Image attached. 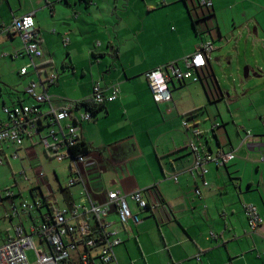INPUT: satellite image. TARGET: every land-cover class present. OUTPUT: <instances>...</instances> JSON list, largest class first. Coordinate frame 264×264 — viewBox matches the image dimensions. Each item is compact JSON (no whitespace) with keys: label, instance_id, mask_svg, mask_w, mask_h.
Wrapping results in <instances>:
<instances>
[{"label":"crops","instance_id":"obj_1","mask_svg":"<svg viewBox=\"0 0 264 264\" xmlns=\"http://www.w3.org/2000/svg\"><path fill=\"white\" fill-rule=\"evenodd\" d=\"M93 2L94 0L90 3L86 0H0V39L3 38L4 44H15L13 42L20 36L10 34L7 29L14 19L33 14L43 54L50 56V59L39 65L53 64L52 58L57 49L64 47L70 61L64 63L65 68L76 74V54H94L100 67L98 73H91L92 79L86 95L73 99L74 101L66 100L65 103H57L51 97L56 108L88 98L96 83H100L107 94L111 93L112 85L118 84V98L106 103L95 114L94 119L84 122L81 128L82 141L90 149L82 171L86 186L95 200L103 203L109 191L129 195L135 190H144L149 204L147 210L141 211L130 201L132 211L142 221L137 226L132 224L131 229L121 230L119 237L122 243L115 247V252L118 248L117 253L122 258L124 253L129 254V250L135 248L141 264H264V163L261 162L264 157V130L260 122L261 119L264 120V111H260V119L249 117L247 124L239 126L232 125L235 124L234 121L229 123L224 120V126L219 122H209L212 116L207 110L214 104L213 101H216L218 107L231 99L224 94L222 88L221 98L212 101L206 94V82L213 83L216 77L212 54L207 67L196 73L200 80L192 81L201 83V86H190L189 81L172 83V101L156 103L146 73L156 68H165L177 61L181 69L185 70L181 60L210 39L206 34L202 35L205 33L203 32L200 40L193 46H180L172 49V52L162 49L161 45L157 48L158 44H132L137 53L129 60L123 57L121 47L114 43L112 37L108 44H97L102 49H92L91 44H71L69 31L72 28L83 31L84 27H92L94 24L91 22ZM148 9L150 12L155 11L152 5H148ZM47 10L51 13L50 20L43 17ZM125 10L128 11L127 7L123 11ZM118 14L119 9H116L113 15ZM8 23L11 25L7 27ZM66 27L72 28L68 31ZM52 30L54 34L51 33ZM256 33L259 34V30ZM57 37L59 42L55 40ZM65 38L68 39L67 42ZM166 52L169 53L167 56ZM14 53L16 57H28L22 46ZM11 54L5 53L4 56H14ZM108 55H112L115 61L110 60V63L105 60ZM28 64L29 60L20 70ZM20 70L21 78L32 75L29 72L27 76H21ZM45 73L49 75L47 71ZM83 74L85 75L84 70ZM18 94H13L15 100L11 106L19 102L31 104L26 103L25 98ZM21 95H26L25 88ZM4 106H8L5 100ZM194 113V118L205 133L201 141L204 149L234 152L236 156L226 166L212 163L208 165L209 172L205 179L209 186L206 188L202 186L201 177L194 178L192 174L193 156L182 128L183 119ZM3 122L1 120L0 124ZM248 132L251 134L247 137ZM8 149L11 151V148ZM30 155H34L32 151ZM55 177L59 181L58 175ZM75 186L77 190L74 192L72 188ZM73 187L70 188L72 198L68 203L84 201L83 185L76 184ZM196 187L202 189L203 195L200 198L195 195ZM244 204L255 205L263 219L262 225L254 233L248 232ZM35 213L37 212L10 217L6 210L5 218L9 219L11 227L5 230L0 244L13 235L15 225L22 223L29 228L37 222ZM15 218L18 219L17 223H13ZM110 219L114 226L120 227L116 213ZM155 229L159 230V234H156ZM211 233L215 237H211ZM196 256L200 257L199 261Z\"/></svg>","mask_w":264,"mask_h":264},{"label":"built area","instance_id":"obj_2","mask_svg":"<svg viewBox=\"0 0 264 264\" xmlns=\"http://www.w3.org/2000/svg\"><path fill=\"white\" fill-rule=\"evenodd\" d=\"M201 7H213L212 0H199ZM10 34H17L24 43L25 53L30 59L29 64L20 70L21 76L29 72L38 76L39 81H31L25 88V94L34 99L31 104L19 102L13 106H4L3 113L7 120L0 124V166L8 162L7 149L13 150V158H18L21 151L38 157L37 147L41 146L46 156L61 163L66 162L69 173V183L64 190H69L76 184L83 185L82 195L84 201L69 204L62 210L54 208V192L46 181L47 176L43 168L34 174L35 185L30 189L34 201H22L19 206L14 199L18 195L13 190H7L4 199L11 203L7 209L8 216L19 217L21 214L40 212V223L34 222L29 228L22 223L13 228V235L0 244V264H118L115 247L122 243L119 234L121 230L131 229V225L141 223L140 217L135 214L130 201L135 203L141 211L149 208L144 196V190H135L129 195L119 191H109L103 203L95 200L87 188L82 166L87 160L85 154H74L73 149L82 142L81 128L84 122H91L95 113L92 108L104 106L118 98L120 89L118 84L111 86V93L100 83L93 86L92 93L85 100L68 103L65 107L56 108L48 94V86L56 82L55 74L43 78L44 66L37 64L43 56L40 44V34L35 26L34 15L29 14L14 19L7 29ZM68 39H66V42ZM212 41L200 44L195 52L184 57L181 61L185 70L181 69L179 62L168 64L165 68H156L146 73V78L156 103L162 104L172 101L171 84L175 82L199 81L196 73L207 67L211 54L214 52ZM31 69V70H30ZM42 88L40 92L38 90ZM182 127L187 135V144L193 156L192 174L194 178L201 177L202 186H209L205 175L209 172L208 165L226 166L236 158L234 152L218 150L216 152L204 149L202 139L204 131L199 127L194 117H185ZM264 129V122H263ZM45 132V134L43 133ZM251 133H247V137ZM29 142V146L25 142ZM261 162L264 163V157ZM25 181L31 182L25 169L20 173ZM177 180V177H175ZM47 183V195L41 191V186ZM63 188H61L62 190ZM63 192V190H62ZM22 196V191L19 193ZM196 197H202V189L196 187ZM44 206L48 207L45 214L41 213ZM245 216L248 220V232L254 233L263 223V219L253 204H244ZM116 213L117 224L110 216ZM211 237L215 234L211 233ZM36 240L43 245L37 248ZM28 252H32L33 260L29 259ZM264 254V252H263ZM199 261L200 257L196 256Z\"/></svg>","mask_w":264,"mask_h":264},{"label":"rangeland","instance_id":"obj_3","mask_svg":"<svg viewBox=\"0 0 264 264\" xmlns=\"http://www.w3.org/2000/svg\"><path fill=\"white\" fill-rule=\"evenodd\" d=\"M212 2L214 7L207 8L201 7L198 0H94L91 6L93 15L91 22L94 23L92 27H87L90 29L84 27L83 31L72 27L65 29L69 31L72 28V31H69L71 44H76L75 42L91 44L92 49L95 47L102 49L97 44H108L109 38L112 37L114 43L121 47L122 55L126 60L136 56V48L134 49L132 44H158L157 48L161 45L162 49L172 52V49L180 48V46L186 48L193 46L202 35L206 34L210 41L213 40L215 48L212 53V63L216 75L213 83L206 82L207 90L212 101L222 97V89L226 96L231 97L230 101L226 100L218 107L216 101H213L214 104H211L207 110L212 116L209 122H219L221 126H224V120L229 123L234 121L235 124L232 125L235 126L247 124L249 117L260 119V111H264V0H212ZM148 5H152L155 11L150 12ZM126 7L128 11L125 10L127 13L123 14ZM116 9H119L118 16L113 15ZM43 17L45 20L46 18L50 20V11H45ZM10 25L8 23L6 26ZM256 30H259V34ZM53 32L54 30L51 31L52 34ZM55 40L59 42L60 39L57 37ZM13 43L15 44H4L3 38L0 39V121L7 120V116L3 113V100L11 106L12 101L15 100L13 94L18 92V95L25 98L26 103H33L34 99L21 94L31 81H39L35 74L25 78L19 76L20 68L26 65L28 60L30 62V59L16 57L14 53L21 46L24 49L20 37ZM60 44L63 42L60 41ZM5 53H12L14 56L5 57ZM167 54L169 53L166 52V56ZM67 55L64 47L57 49L52 58L53 64H46L43 67L49 75L56 76V82L50 86L49 95L57 103L84 97L92 79L91 73H95L100 67L92 52L77 53V56L75 55L77 73L74 74L71 69L65 68L64 63H70ZM47 59H50V56L44 53L43 57L37 60V64H43ZM105 60L114 62L115 58L108 55V59ZM247 69L250 70L248 78L245 77ZM45 76L44 72L43 78ZM194 84L201 86V83L189 81L190 86ZM41 90L42 88L38 92ZM260 122L263 128L264 120L261 119ZM25 145L29 146V142L26 141ZM13 152L7 149L8 162L0 166V240L4 238L5 230L11 227L9 219L5 218V212L11 205L3 198L6 191L13 190L18 194L14 199L17 206L24 200L32 203L34 196L30 189L35 185L33 175L39 168H43L47 176L46 181L54 192V198L52 197L56 201L54 208L62 210L66 207L61 190V188L65 189L69 183L66 162L49 159L41 146L37 147L39 156L37 159L25 152L20 153L18 158H13ZM23 169L32 178L31 182L25 181L20 175ZM55 175H58L59 181ZM47 186L45 183L40 187L44 195L49 192ZM76 190L77 186L72 188V191ZM19 191H22V196L19 195ZM47 211L48 207L44 206L41 213L45 214ZM36 212L34 216L37 223H40L41 214ZM17 221L18 219L15 218L13 223ZM155 232L159 234L158 229H155ZM131 238L135 240L133 236ZM36 246L41 247L37 240ZM117 251L118 248L115 253ZM138 254L135 248H131L129 254L124 253L122 258L117 253V262L119 261L118 264H141L137 259ZM28 256L30 260H33L32 252H28Z\"/></svg>","mask_w":264,"mask_h":264},{"label":"trees","instance_id":"obj_4","mask_svg":"<svg viewBox=\"0 0 264 264\" xmlns=\"http://www.w3.org/2000/svg\"><path fill=\"white\" fill-rule=\"evenodd\" d=\"M86 1H87L88 3H90L91 0H86ZM192 22L195 23L194 20H192ZM205 91H206V94H207L208 98L211 100V97H210V95H209V92H208L207 88H205ZM84 100H85V99H83V101H84ZM102 109H103V106H95V107L92 108V111L96 114V113H98L99 111H101ZM190 116L195 117L196 114L194 113V114H191V115H189V116H187V117H190ZM89 152H90L89 147H88V146L86 145V143H84L83 141L80 142V143H79V144L73 149V153H74V154H85V155H87ZM62 190H63L64 196L66 197L67 200H69V199L72 198V195H71V193H70L69 190H64V189H62ZM31 191H32V193H33V190H31Z\"/></svg>","mask_w":264,"mask_h":264},{"label":"water","instance_id":"obj_5","mask_svg":"<svg viewBox=\"0 0 264 264\" xmlns=\"http://www.w3.org/2000/svg\"><path fill=\"white\" fill-rule=\"evenodd\" d=\"M245 77L246 78L248 77V70H246Z\"/></svg>","mask_w":264,"mask_h":264}]
</instances>
